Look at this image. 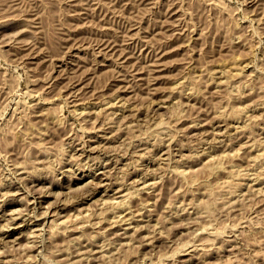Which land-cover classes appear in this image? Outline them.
<instances>
[{
	"label": "rangeland",
	"instance_id": "374dc122",
	"mask_svg": "<svg viewBox=\"0 0 264 264\" xmlns=\"http://www.w3.org/2000/svg\"><path fill=\"white\" fill-rule=\"evenodd\" d=\"M0 204V264H264V0H0Z\"/></svg>",
	"mask_w": 264,
	"mask_h": 264
},
{
	"label": "bare ground",
	"instance_id": "6f19581e",
	"mask_svg": "<svg viewBox=\"0 0 264 264\" xmlns=\"http://www.w3.org/2000/svg\"><path fill=\"white\" fill-rule=\"evenodd\" d=\"M110 106H112V104H110ZM194 123H196V122H194ZM192 126H193V125H192ZM197 126H198V125H197ZM197 126H195V127H197ZM191 130H192V129H191ZM84 145H85V144H84ZM96 146H97V145H96ZM74 147H75V146H74ZM92 147H93V146H92ZM85 148H86V147H84V149H85ZM93 148H95V147H93ZM72 149H74V148H72ZM75 149H76V148H75ZM78 149H79V147H78ZM81 149H82V148H81ZM91 149H92V148H91ZM91 149H90V150H91ZM77 151H78V150H77ZM75 152H76V151H75ZM76 153H77V152H76ZM81 153H82V151H80L79 155H81ZM83 153H85V152H83ZM71 155H72V154H71ZM73 155H74V153H73ZM82 155H83V154H82ZM82 155H81V156H82ZM84 156H85V155H84ZM76 157H80V156H76ZM82 157H83V156H82ZM89 157H91V156H89ZM85 158H86V156H85ZM85 158H84V159H85ZM81 159H83V158H81ZM90 159H91V158H90ZM209 159H210V158H209ZM211 159H212V158H211ZM211 159H210V160H211ZM79 160H80V159H79ZM210 160H209V161H210ZM207 161H208V160H207ZM209 161H208V162H209ZM81 162H82V160H81ZM88 162H89V161H88ZM104 163H105V162H104ZM85 164H86V163H85ZM88 165H89V164H88ZM97 165H98V164H97ZM101 165H102V164H101ZM105 165H106V164H105ZM107 165H108V164H107ZM84 166H85V165H84ZM105 167H106V166H105ZM108 168H110V167H108ZM112 168H113V167H112ZM105 170H106V169H105ZM109 170H110V169H109ZM106 171H107V170H106ZM106 171H105V172H106ZM92 174H93V173H92ZM94 176H95V175H94ZM98 176H99V175H98ZM95 177H96V176H95ZM95 177H93V179H91V181L94 180ZM99 177H100V176H99ZM45 178H46V177H45ZM74 178H75V177H74ZM39 179H40V178H39ZM99 179H100V178H99ZM41 180H42V179H41ZM115 180H116V179H115ZM146 180H147V179H146ZM46 181H47V180H46ZM118 181H119V180H118ZM153 181H154V180H153ZM153 181H152V182H153ZM92 182H94V181H92ZM101 182H102V181H101ZM116 182H117V181H116ZM143 182H145V181H143ZM148 182H149V183H148ZM148 182H145V185H146V183H147V185L149 184V186H150V184H153V183H154V182H153V183H152V182L150 183V181H148ZM85 183H86V182H85ZM88 183H89V181H88ZM88 183H87V184H88ZM106 183H107V182H106ZM87 184H86V185H87ZM97 184H98V183H97ZM101 184H102V183H101ZM154 184L156 185L157 183H154ZM95 185H96V184H95ZM109 185L111 186V184H109ZM143 185H144V184H143ZM136 186H137V185H136ZM149 186H148V187H149ZM151 186H152V185H151ZM151 186H150V187H151ZM153 186H154V185H153ZM153 186H152V187H153ZM51 187H52V186H51ZM119 187H120V186H119ZM121 187H122V186H121ZM138 187H139V186H138ZM144 187H145V188H148V187H146V186H144ZM144 187H142V188H144ZM92 188H93V186H92ZM94 188H95V187H94ZM136 188H137V187H136ZM139 188L141 189V187H139ZM145 188H144V189H145ZM104 189H105V188H104ZM111 189H112V188H111ZM140 189H139V190H140ZM137 190H138V189H137ZM93 191H94V190H93ZM89 193H90V191H89ZM89 193H88V196H89ZM92 193H93V192H92ZM91 196H92V195H91ZM125 197H126V195H125ZM123 198H124V197H123ZM34 199H35V197H34ZM36 199H37V198H36ZM29 200H30V199H29ZM27 202H28V201H27ZM33 202H34V201H33ZM35 202H36V201H35ZM35 202H34V203H35ZM54 202H55V201H54ZM57 202H58V201H57ZM120 202H122V200H121ZM120 202H119V203H120ZM6 203H7V202H6ZM50 204H51V203H50ZM52 204H53V202H52ZM52 204H51V205H52ZM58 204H59V203H58ZM60 204H61V203H60ZM63 204L65 205V203H63ZM0 206H1V204H0ZM49 206H50V205H49ZM53 206H54V204H53ZM58 206H59V205H58ZM33 207H34V208L31 207L32 210L35 209V206H33ZM50 207H51V206H50ZM60 207H61V206H60ZM62 207H63V206H62ZM22 209H23V208H22ZM25 209H26V208H25ZM47 209H50V208H47ZM57 209H58V208H57ZM23 210H24V209H23ZM32 210H31V211H32ZM45 210H46V208H45ZM13 211H16V210L13 209ZM17 211H18V210H17ZM17 211H16V213H17ZM29 211H30V210H29ZM33 211H34V210H33ZM123 211H124V210H123ZM123 211H122V212H123ZM26 212L28 213V211H26ZM46 212H47V211H46ZM46 212H45V213H46ZM55 212H56V211H55ZM60 212H61V211H60ZM23 213H25V212H23ZM41 213H42V212H41ZM47 213H48V212H47ZM53 213H54V210H53ZM77 213H78V216H81V217H82L83 215L85 216V214H87V213H84V214H83V212H81L80 215H79V212H77ZM32 214H33V213H32ZM81 214H83V215H81ZM18 215H21V214H18ZM18 215H17V217H18ZM26 215H27V214H26ZM48 215H49V214H47V216H48ZM56 215H57V214H56ZM59 215H60V213H59ZM75 215H76V218L74 217V219H78V216H77L76 213H75ZM11 216H12V214H11ZM36 216H38V215H36ZM39 216H40V215H39ZM57 216H58V215H57ZM20 217H21V216H20ZM27 217H28V216H27ZM58 217H59V216H58ZM61 217H62V216H61ZM131 217H132V216H131ZM131 217H130V218H131ZM5 218H6V217H5ZM7 218L9 219V217H7ZM13 218H14V216H13ZM24 218H26V217H24ZM24 218H23V220H24ZM46 218H47V217H46ZM126 218H127V217H126ZM10 219H11V218H10ZM53 219H54V217H53ZM58 219H59V218H58ZM61 219H63V218H61ZM65 219H66V220H65ZM67 219H68V217L64 218V220H65L64 222H65V223L68 221ZM74 219L72 218V220H74ZM122 219H123L122 221H124V216L122 217ZM127 219H128V218H127ZM4 220H5V219H4ZM14 220H15V218L13 219L12 224H13ZM17 220H18V219H17ZM55 220H56V219L51 220V222H53V221H55ZM59 220H60V219H59ZM69 220H70V219H69ZM5 221H6V220H5ZM10 221H11V220H10ZM18 221H19V220H18ZM21 221H22V220H21ZM28 221H29V220H28ZM43 221H44V220H43ZM125 221H126V219H125ZM6 222H7V221H6ZM16 222H17V221H16ZM55 222H56V221H55ZM55 222H54L53 224H55ZM61 222L64 223L63 221H61ZM61 222H60V223H61ZM118 222H119V221H118ZM120 222H121V221H120ZM3 223H4V222H3ZM19 223H20V222H19ZM113 223H116V222H113ZM1 224H2V223H1ZM4 224H5V223H4ZM8 224H9V226H10V222H8ZM14 224H15V222H14ZM44 224H45V221H44V223H43L42 225H44ZM49 224H50V223H49ZM56 224H57V226H58L59 223L56 222ZM2 225H3V224H2ZM6 225H7V223H6ZM18 225H19V224H18ZM18 225H17V226H18ZM24 225H25V224H24ZM4 226H5V225H3L2 227L0 226L2 230H3V227H4ZM7 226H8V225H7ZM36 226H37V225H36ZM47 226H50V225H47ZM51 226H52V227H50V228H53V225H51ZM112 226H113V225H112ZM28 227H29V226H28ZM31 227H32V226H31ZM55 227H56V225H55ZM35 228H37V227H35ZM35 228H34V229H35ZM120 228H122V226H121ZM133 228H134V227H133ZM139 228H140V227H139ZM4 229H5V227H4ZM2 230H1V231H2ZM50 230H51V229H50ZM32 231H34V230H32ZM32 231H31V232H32ZM21 232H22V231H21ZM27 232H28V231H27ZM31 232H30V234H31ZM32 234H33V236H35V235L38 234V233H37V232L35 233V231H34ZM34 234H35V235H34ZM28 236H29V235H27V237H28ZM3 237H4V235H3ZM3 237H2V239H3ZM25 238H26V237H25ZM32 240H34V239H32ZM30 241H31V240H30ZM146 241H147V240H146ZM0 242L4 243L3 241H0ZM149 243H150V242H149ZM5 244H7V243H6V240H5ZM7 245H8V244H7ZM1 246H4V245H1ZM1 246H0V247H1ZM4 248H5V246H4ZM5 250H6V249H5ZM5 250L3 249V251H5ZM3 251H2V254H3ZM7 252H8V251H7ZM7 252H5V255L7 254ZM90 255H91V254H90ZM94 257H95V256H94ZM94 257L92 256V258H94ZM95 258H96V257H95ZM6 261H7V260H6ZM6 261L4 260L5 263H6ZM7 263H8V262H7Z\"/></svg>",
	"mask_w": 264,
	"mask_h": 264
}]
</instances>
